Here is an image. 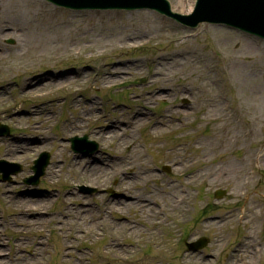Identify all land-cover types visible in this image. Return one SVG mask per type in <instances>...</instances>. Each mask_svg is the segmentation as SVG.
<instances>
[{"label":"rangeland","instance_id":"rangeland-1","mask_svg":"<svg viewBox=\"0 0 264 264\" xmlns=\"http://www.w3.org/2000/svg\"><path fill=\"white\" fill-rule=\"evenodd\" d=\"M169 1L185 13L194 0ZM0 123V158L22 166L0 180L4 264H264V40L151 10L0 0ZM83 134L97 150L73 156L67 140ZM42 151L50 163L28 185ZM93 160L108 171L97 182L82 168ZM143 194L146 208L115 211ZM198 236L208 244L187 251L180 238Z\"/></svg>","mask_w":264,"mask_h":264},{"label":"water","instance_id":"water-1","mask_svg":"<svg viewBox=\"0 0 264 264\" xmlns=\"http://www.w3.org/2000/svg\"><path fill=\"white\" fill-rule=\"evenodd\" d=\"M54 3L64 5L72 8H152L165 13L175 19L194 26L200 21L216 22L218 21L217 15L218 7L217 4L222 0H200L195 8L194 13L191 16H182L178 13H174L170 10V5L167 0H51ZM257 1V3H256ZM236 4L243 5V8L248 7L251 4L259 8L258 11L253 10L254 14L262 15L264 19V0H235ZM222 11V10H221ZM190 19H192L190 21ZM259 29H252V25L242 26L253 33H256L264 38V20L257 15ZM256 28V27H255Z\"/></svg>","mask_w":264,"mask_h":264},{"label":"bare ground","instance_id":"bare-ground-1","mask_svg":"<svg viewBox=\"0 0 264 264\" xmlns=\"http://www.w3.org/2000/svg\"><path fill=\"white\" fill-rule=\"evenodd\" d=\"M179 3H180V6H181L182 2L180 1ZM182 6L185 7L187 10H190L191 7H192V3L187 1L186 4H183ZM117 74H118V72L116 71L115 73H113V76L114 75H117ZM51 81L52 80H48V81L44 82V84H49ZM158 122H161V121H158ZM103 135L106 138H109L111 136L113 137L114 131L113 130H110L108 128L103 133ZM199 161H200V159L198 158V161L197 162H199ZM94 162L95 161L93 160L92 162H89L90 164H87V165L83 166L82 168L85 169V171L87 173L88 172L90 173V175H91V178H89L90 181L97 182V181H99L100 177H103V176L107 175L108 174V171L105 168L100 167V165H95ZM130 172H133L134 173V171H132V170ZM138 172L139 171L135 172L134 174H137ZM124 178H123V180H124ZM173 188H175V187H173ZM144 196H145L144 194L143 195H139V196H137L134 199H126L125 201L122 200L123 202L121 200L117 199L115 201V203L117 204V209L115 211L120 214L121 213L120 210L123 208L122 205H129L131 207H134V205H137V206H143L144 208H146L147 205L144 204V202H146V201H144ZM180 196H181L180 201H182L184 198H183V196L181 194H180ZM174 198H175V201H177L176 200L177 199V196H175ZM127 201H129V202H127ZM23 202H25V201H23ZM35 203L38 204V202H35ZM109 211H113V208L111 210H109ZM148 215H150V213ZM113 225L117 229L118 228H121V229H124V230L127 229V226L124 223H117V224H113ZM130 229L132 230V228H130ZM0 264H4V260L2 258H0Z\"/></svg>","mask_w":264,"mask_h":264}]
</instances>
